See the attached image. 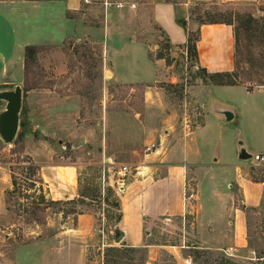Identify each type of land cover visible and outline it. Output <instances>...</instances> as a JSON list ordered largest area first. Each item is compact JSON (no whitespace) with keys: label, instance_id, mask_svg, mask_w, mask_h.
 I'll use <instances>...</instances> for the list:
<instances>
[{"label":"crops","instance_id":"0c3cea01","mask_svg":"<svg viewBox=\"0 0 264 264\" xmlns=\"http://www.w3.org/2000/svg\"><path fill=\"white\" fill-rule=\"evenodd\" d=\"M2 1L13 5H3ZM259 1L215 2L252 4ZM81 3L82 0H0V6L13 11V48L9 55L0 53V78L10 76L11 83H3L0 88L19 84L23 89L27 47L48 48L59 44L71 27L72 31H83L75 17L66 16L67 11H77ZM179 4L184 7H178ZM188 4L189 0H143L112 3L105 9L101 36L105 63L110 69L105 84L131 86L132 90L139 87L142 101L141 111L131 112L132 106L127 101L138 95L136 91L127 92L119 96L124 106L109 109L103 105L99 112L102 117L97 123L102 140L97 152L104 185L114 186V178L106 174L110 164H136V172L127 183L123 182L122 189L116 187L121 197L116 225L123 231L122 245L142 246L154 219H171L195 212L201 221L197 238L202 245L226 244L228 249H233L246 241L247 209L260 205L264 199V178H253L249 168L264 167V66L262 81L249 79L233 84L215 81L221 74L239 71L233 23L212 21L199 25L195 61L211 77L203 84L205 102L199 120L180 118L177 111L167 106L161 83L169 79L173 65L158 53L160 45L154 41L161 32L174 51L186 43L188 31L193 29ZM52 5L57 9L54 17H51ZM178 12H182L183 24L178 20ZM251 17L257 18L254 13ZM21 30H25L27 38L20 36ZM16 55L19 59L15 60ZM12 57L13 64L9 60ZM13 68H17L14 77ZM170 82L176 83L177 78L173 77ZM107 95L105 90V100ZM47 98L52 97L47 95ZM209 100L231 107L235 112L233 119L225 121L210 111L206 106ZM42 102L46 106L45 98ZM56 102V109L43 106L40 117L39 113H32L31 125L41 126L48 139L56 131L75 129L74 125L64 126L66 121L62 118L69 114L66 103ZM239 139L251 153L249 159L238 158ZM25 140L38 142L33 135ZM43 142L49 149L50 141ZM25 143L24 150L36 161L38 152L29 151ZM256 154L263 159L255 160ZM46 156L47 161L36 162L48 200L79 197L77 166L55 162L49 153ZM11 187L9 170L0 163V215L7 212L6 196ZM189 190L197 203L195 210L193 200L187 195ZM92 222L79 215L75 226L18 244L13 253L14 264H87L85 236L93 228Z\"/></svg>","mask_w":264,"mask_h":264},{"label":"rangeland","instance_id":"374dc122","mask_svg":"<svg viewBox=\"0 0 264 264\" xmlns=\"http://www.w3.org/2000/svg\"><path fill=\"white\" fill-rule=\"evenodd\" d=\"M141 1L82 0L77 11L66 12L68 18L75 17L82 32L80 29L72 31L71 27L70 33L67 32L59 44L48 48L33 46L30 53L25 49L21 125L13 142L3 144L0 139V163L8 168L11 184L15 183V188L12 184L7 192V212L0 215V264H14L13 253L18 244L50 236L67 226H75L79 215L93 221V228L85 234L87 264H182L186 257L191 258L194 264H264V199L260 205L247 209L246 241L233 249H228L226 244L202 245L197 238L200 236L197 227L201 221L195 212L186 213L182 217L152 220L142 246L131 247L122 245L121 240L114 241L113 227L118 224L121 197L115 183L114 186L104 185L102 180V165L97 152L102 142L99 139L100 132L97 131V123H100L102 117L99 112L103 105L109 109L120 108L123 104L119 96L127 92L136 91L138 95L127 101L132 106L131 112L141 111L142 101L139 87L132 90L131 86L105 84V76L110 75V69L105 63L101 36L106 16L104 3ZM215 1L189 0V17L193 29L188 31L186 43L178 45L176 51L161 32L158 34L161 38L154 41L160 45L158 53L173 65L171 76L161 83L167 106L177 111L178 117L187 116L192 121L199 120L205 102L203 84L211 78L195 61L193 45L198 38L200 24L230 21L235 26L239 71L234 73V78L223 76L215 81L263 79L264 0L252 4ZM1 3L13 5L10 1ZM178 7L184 6L179 4ZM56 11L52 5L51 17L57 16ZM251 13L257 18L253 19ZM178 20L183 24L182 12H178ZM11 23L13 11L0 6V53L6 55L13 48ZM22 32L20 36L27 38L25 30ZM12 59H9L11 64ZM16 70L13 68V77ZM9 74H12V69ZM9 77L0 78V85L11 83ZM173 77L177 78L176 83L170 82ZM49 87L52 92L48 90ZM105 90L108 92L106 100L103 98ZM47 95L52 98L48 100ZM44 98L46 106L42 102ZM57 100L66 103L64 106L69 113L62 118L66 121L64 126L74 125L75 129L56 131L48 139L41 131V126L35 128L31 125L32 113H39L40 117L43 106L58 108ZM3 107L4 102L0 101V109ZM29 135H33L38 142L25 140ZM43 140L50 141L49 149ZM23 142H26L25 147L29 151L38 152V162L47 161L46 153H49L50 159L55 162L59 160L60 163L77 166L80 196L67 201L48 200L39 165L26 153ZM128 165L131 171L124 178L125 183L136 172V164ZM117 166L110 164V171L106 174L114 178L112 171ZM249 168L253 178H264V167L255 165ZM187 195L190 201L193 200L191 204L195 210L197 203L192 197V191L189 190Z\"/></svg>","mask_w":264,"mask_h":264},{"label":"water","instance_id":"95a60500","mask_svg":"<svg viewBox=\"0 0 264 264\" xmlns=\"http://www.w3.org/2000/svg\"><path fill=\"white\" fill-rule=\"evenodd\" d=\"M0 101L4 102V107L0 109V139L3 144H10L15 139L20 122V111L23 102V89L21 85L14 84L7 88H0ZM205 106V105H204ZM208 109L223 120L229 121L233 119L235 112L231 107L208 101ZM237 156L239 159H249L252 155L249 153L242 141L239 140ZM114 241L119 242L123 237V231L118 225L113 227Z\"/></svg>","mask_w":264,"mask_h":264},{"label":"built area","instance_id":"2783aa9c","mask_svg":"<svg viewBox=\"0 0 264 264\" xmlns=\"http://www.w3.org/2000/svg\"><path fill=\"white\" fill-rule=\"evenodd\" d=\"M87 1V0H85ZM106 8L111 4L105 2ZM116 6H120V4H116ZM154 144L151 145V147ZM255 160H262L263 157L259 154L254 155ZM131 169L128 164H120L116 168H113L112 176H114V183L116 184L117 189L121 190L124 182V178L130 173ZM109 172V170H108ZM182 264H194L193 260L189 257L183 258Z\"/></svg>","mask_w":264,"mask_h":264},{"label":"trees","instance_id":"16d2710c","mask_svg":"<svg viewBox=\"0 0 264 264\" xmlns=\"http://www.w3.org/2000/svg\"><path fill=\"white\" fill-rule=\"evenodd\" d=\"M228 23H232V22L229 21ZM235 35H236V33H235ZM195 42H196V40H195ZM31 49H33V47H27V48H26V52H27V53H28V52L30 53V50H31ZM193 49H194V55L196 56V47H195V43H194V45H193ZM223 76H230V77L233 78L234 73H233V74H231V73L221 74V77H223ZM233 83H235V81H233V80H229V81L222 80V81H221V84H233ZM19 125H21L20 122H19ZM12 184H13V189H14V188H15V183L12 182ZM71 200H73V199H71ZM119 218H120V216H119Z\"/></svg>","mask_w":264,"mask_h":264}]
</instances>
